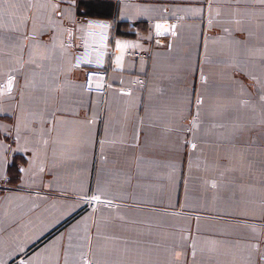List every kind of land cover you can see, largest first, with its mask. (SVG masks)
<instances>
[{
	"label": "crops",
	"instance_id": "obj_1",
	"mask_svg": "<svg viewBox=\"0 0 264 264\" xmlns=\"http://www.w3.org/2000/svg\"><path fill=\"white\" fill-rule=\"evenodd\" d=\"M0 264H264V0H0Z\"/></svg>",
	"mask_w": 264,
	"mask_h": 264
},
{
	"label": "built area",
	"instance_id": "obj_2",
	"mask_svg": "<svg viewBox=\"0 0 264 264\" xmlns=\"http://www.w3.org/2000/svg\"><path fill=\"white\" fill-rule=\"evenodd\" d=\"M157 35L159 34L157 33ZM108 52L110 55H113L114 53L113 51L109 50ZM126 55L131 57H146V53L137 50H128L126 52ZM108 86L109 83L107 79V70L105 68L99 66L84 68L82 76V87L85 92L104 96L107 92ZM2 87L3 86L1 85V88ZM98 202H102L100 198L92 196L87 200V207L90 209H95Z\"/></svg>",
	"mask_w": 264,
	"mask_h": 264
}]
</instances>
